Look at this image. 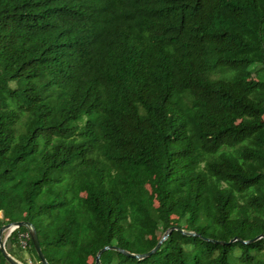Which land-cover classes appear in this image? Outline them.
<instances>
[{
	"label": "trees",
	"instance_id": "1",
	"mask_svg": "<svg viewBox=\"0 0 264 264\" xmlns=\"http://www.w3.org/2000/svg\"><path fill=\"white\" fill-rule=\"evenodd\" d=\"M261 91L264 0H0V226L48 264L170 226L199 236L98 264H264L263 238L226 243L264 234ZM26 233L7 251L41 264Z\"/></svg>",
	"mask_w": 264,
	"mask_h": 264
},
{
	"label": "water",
	"instance_id": "2",
	"mask_svg": "<svg viewBox=\"0 0 264 264\" xmlns=\"http://www.w3.org/2000/svg\"><path fill=\"white\" fill-rule=\"evenodd\" d=\"M18 226H24L26 228V230L28 232L29 239H30V241L32 243L33 249L35 251V254H36L39 262L41 264H48L45 261L43 255H42V252L40 250L35 230L33 229V227L31 226L30 223H28L26 221H23V220H21V221H12V222H9V223L2 224L0 226V253L3 256L4 260L7 262V264H22L21 262H19L16 259H14L8 253L7 247L5 245V242L2 239V233H3L4 230H6L9 227H12V229H11V231H12L13 229H15ZM171 230L179 231L181 234H184V235L199 236V234L196 233V232L184 230V229H181L180 227H177V226H170L169 228H167L161 234V236L159 237L157 242L154 244V246L151 249H149L148 251L144 252V253H131V252H128V251H126V250H124V249H122L120 247L113 246V245H111V246H103L100 249H98V251L96 252V254L94 256V263L93 264H98L99 263L98 256H99L100 252L105 250V249H114V250L120 252L123 255L130 256V257L135 258V259H141V258L147 257L150 254H152L158 248L160 243L168 236V234H169V232ZM10 232L8 233V235L10 234ZM201 238L203 240H205V241L218 242L219 244H224L223 241H216L214 239L206 238V237H202V236H201ZM259 238H263L264 239V234H260L258 236H255V237L251 238V239H248V240H242V239H240L238 237H233L230 240H228L226 243H230V242H233V241H238L240 243L246 244V243H250L252 241H255V240L259 239Z\"/></svg>",
	"mask_w": 264,
	"mask_h": 264
},
{
	"label": "rangeland",
	"instance_id": "3",
	"mask_svg": "<svg viewBox=\"0 0 264 264\" xmlns=\"http://www.w3.org/2000/svg\"><path fill=\"white\" fill-rule=\"evenodd\" d=\"M259 99H260L261 101L264 100V91L259 92ZM262 119H264V116H262ZM148 180H149V177H147V178H146V179L140 184V187H142V188H148V183H147ZM80 193H82V189H80ZM150 203H151V204H154V205L156 204V202L153 201V200H150ZM170 222H172V223L175 222V216H174V215L171 216V218H170ZM3 232H4V231H3ZM156 234L158 235V237H160L162 233L160 234L159 232H157ZM2 235H3L2 239L4 240L5 245L7 246V245H8V242H7V240H6V236L8 235V231L2 233ZM263 252H264V249H263ZM22 257H23L24 259L27 257L25 252L22 253ZM26 263H29V261H26ZM231 264H238V263H237L236 261L232 260V261H231Z\"/></svg>",
	"mask_w": 264,
	"mask_h": 264
},
{
	"label": "bare ground",
	"instance_id": "4",
	"mask_svg": "<svg viewBox=\"0 0 264 264\" xmlns=\"http://www.w3.org/2000/svg\"><path fill=\"white\" fill-rule=\"evenodd\" d=\"M11 229H12V227H9V228H7L6 230H4V232H6V231H8V233L11 231ZM3 232V233H4ZM2 237H3V235H2ZM6 238H7V236H6Z\"/></svg>",
	"mask_w": 264,
	"mask_h": 264
},
{
	"label": "built area",
	"instance_id": "5",
	"mask_svg": "<svg viewBox=\"0 0 264 264\" xmlns=\"http://www.w3.org/2000/svg\"><path fill=\"white\" fill-rule=\"evenodd\" d=\"M26 235L28 236V232L26 233ZM22 244H24V242H21Z\"/></svg>",
	"mask_w": 264,
	"mask_h": 264
}]
</instances>
